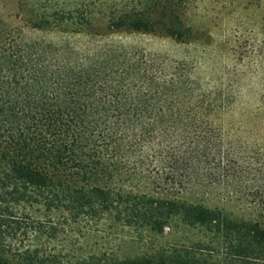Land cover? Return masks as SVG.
Wrapping results in <instances>:
<instances>
[{"label": "trees", "instance_id": "1", "mask_svg": "<svg viewBox=\"0 0 264 264\" xmlns=\"http://www.w3.org/2000/svg\"><path fill=\"white\" fill-rule=\"evenodd\" d=\"M179 1L104 16L92 0H0V264H264V136L254 131L264 132V92L247 117L255 126L240 134L227 120L231 87L205 89L187 63L113 39L208 40ZM98 21L108 32L93 30ZM124 177L162 191L112 187ZM187 185L219 188L249 213L170 194ZM103 220L119 232L196 238L182 233L132 258L71 260L51 246Z\"/></svg>", "mask_w": 264, "mask_h": 264}, {"label": "rangeland", "instance_id": "2", "mask_svg": "<svg viewBox=\"0 0 264 264\" xmlns=\"http://www.w3.org/2000/svg\"><path fill=\"white\" fill-rule=\"evenodd\" d=\"M145 1L92 0L95 4L94 13L104 16L138 7L139 2ZM172 4L180 5V1L175 0ZM181 4L184 5V18L195 29L208 34V40L206 38L186 45L159 37L157 34L152 36L137 33L117 34L113 39L130 49L159 59L187 63L205 89L217 86L231 87L228 95L230 100L234 101L235 112L233 116H228L227 120L234 124V128H239L240 134L246 135V131L255 126L247 117L255 109L260 95L264 92V57L261 56L264 53V0H182ZM157 14L152 13L151 17H157ZM95 16L97 19L101 17L98 14ZM93 30L108 32L99 21ZM24 39H45L57 43L61 37L56 34L26 32ZM254 131L256 137L264 136L263 131ZM125 179L124 177L112 187L147 194H160L162 191L160 188L156 189L155 184L151 185V178H137L128 182ZM170 194L208 207L224 208L235 215L247 216L249 213L244 204L235 205L219 188L187 185L173 189ZM79 226L81 230L78 234L70 233L51 242V246L61 251L66 259L76 260L98 252H107L120 258H132L165 243L178 241L182 233L186 238H196V232L189 230L176 231L174 234L168 232L164 237L153 235L145 228L119 232L109 228V223L104 220L98 225L82 221Z\"/></svg>", "mask_w": 264, "mask_h": 264}]
</instances>
